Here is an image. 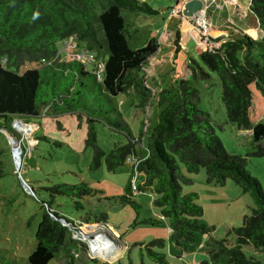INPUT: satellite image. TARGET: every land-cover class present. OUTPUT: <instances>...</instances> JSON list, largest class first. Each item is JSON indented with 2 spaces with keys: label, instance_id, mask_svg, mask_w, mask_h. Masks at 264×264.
<instances>
[{
  "label": "trees",
  "instance_id": "1",
  "mask_svg": "<svg viewBox=\"0 0 264 264\" xmlns=\"http://www.w3.org/2000/svg\"><path fill=\"white\" fill-rule=\"evenodd\" d=\"M249 8L264 32V0H250ZM121 10L158 14L142 0H0V122L6 135L20 139L9 129L13 118L75 115L86 124L84 146L91 149L89 170L103 164L107 171L113 172L125 161L129 162L123 192L104 199H114L139 213L134 192L153 193L151 202L158 208L160 218H142L136 224L158 226L164 219L171 239L178 245L181 241L192 242L195 232L210 235L214 230L202 218L201 206L194 202L197 192L182 191L183 185L192 184L189 175L203 168L207 182L223 185L230 179L242 193L248 194L252 205L241 224L229 230L233 243L226 246L224 240L216 241L218 249L212 258L224 254L227 264H264V258L261 261L241 249L242 245H251L264 255V190L246 170V158L229 154L223 148L210 114L197 107L198 91L189 80L173 77L169 88L157 91L146 87L143 67L156 52V34L152 32L144 46L130 48ZM69 37L92 55L89 62L61 55L58 46L63 47V41ZM199 57L220 82L226 120L238 129L251 130V151L247 155L264 158V121L252 124L249 117L253 109L249 85L255 84L264 95V35L256 40L243 34L240 38L219 41L212 48L204 46ZM25 63L34 67L19 73ZM187 68L195 73L193 65L187 64ZM98 69L100 79L96 77ZM124 92L137 96L135 107L144 117L155 98L159 110L150 129L145 126V117L134 133L115 107L112 97ZM97 123L124 135L125 141L116 142L105 151L97 141ZM1 164L0 161V177ZM135 174L142 179L139 184L134 180L133 188L131 179ZM29 187L32 196L38 198L37 190ZM39 188L46 192V199L39 198L40 203L52 209L56 196H67L81 209L78 199L100 192L84 180ZM88 213L77 218L65 216L81 223L106 222L104 213L95 215L93 220ZM34 238L26 264H48L60 250L69 248L72 241L71 232L50 217L46 209L41 213ZM154 243L162 245V239H152L147 247ZM147 249L153 260L167 264L163 253ZM67 256L65 264H78L72 254ZM0 264L16 261L0 249Z\"/></svg>",
  "mask_w": 264,
  "mask_h": 264
},
{
  "label": "rangeland",
  "instance_id": "2",
  "mask_svg": "<svg viewBox=\"0 0 264 264\" xmlns=\"http://www.w3.org/2000/svg\"><path fill=\"white\" fill-rule=\"evenodd\" d=\"M142 1L156 10L160 2L165 6H172L174 3V0ZM121 15L127 23L126 40L132 49L147 43L151 28L155 26V28L159 27L157 30L164 28L163 16L164 19L155 15L134 14L127 10H121ZM159 37L161 43H169L164 31ZM182 39L185 45L180 44L182 48L179 47L180 50H177L175 55V51L168 57L169 52L165 53L163 57L168 63H162L158 67L160 72L157 76L155 72L151 73V64L155 68L154 63L148 61L144 65V70L148 72L145 79L146 87L157 91L169 88L173 84V77L189 80L198 91L197 107L210 114L215 133L223 148L229 154L246 158V170L258 180L264 190V158L247 155L251 151V130L238 129L226 120L225 109L220 99V82L215 73L209 70L199 57L198 51L202 49V46L195 44L189 35L185 40L184 36ZM256 40L259 39L256 38ZM206 45L212 48L217 45V42L212 44L207 41ZM58 48L62 56L72 58L70 49L67 54L62 45ZM187 64L194 66L195 73L187 68ZM31 67L34 65L25 63L18 72L21 73ZM249 88L253 94V109L249 111V117L254 124L264 121V95L255 84H250ZM152 100L145 112V126L149 129L155 123L159 110L155 98ZM137 101L138 98L133 93L124 92L112 97L113 104L122 112L134 133L137 132L140 121L145 118L144 113L135 107ZM11 122L13 125L26 124L28 133L20 132L11 125ZM11 122L9 129L20 138L16 142L7 137V132L3 131L4 128L0 122V161L3 173L0 177V249L6 256L15 259L16 264H26L25 260L35 244V230L40 222L41 213L45 209L50 217L71 232L72 239L70 247L60 250L48 264H65L69 253L78 264L102 262L161 264L152 259L154 256L149 255L147 248L155 253H163L167 264H227V256L224 254L212 258L213 253L218 249L216 241L222 239L226 246L232 244L233 235L228 234L229 230L241 224L243 215L249 214V207L252 205L248 194L242 193L232 180L227 179L223 185L207 182L203 168H200L196 174L189 175L192 178V184L183 185L182 191L197 192L194 202L201 206L202 218L213 226L214 230L210 235L195 232L192 242L181 241L178 245L171 239L169 227L164 219L158 226L136 224L142 218H160L158 208L151 202L153 193L134 192V200L140 205L139 213H136L129 205H120L114 199H104L123 192L129 177V162L125 161L113 172L107 171L103 164L96 170H89L91 149L84 146L86 124L83 121L79 122L75 115L42 114L36 118H13ZM149 129L146 134L150 131ZM96 136L98 144L105 151H108L114 143L125 141L124 135L110 130L101 123L96 124ZM41 137L44 138L41 139ZM14 151L17 152L16 155ZM16 165H18L17 169ZM21 179L25 184H22ZM141 179L140 174H135L137 184L141 182ZM80 180L100 190L93 196L78 199L82 204L81 209L76 208L67 196H56L55 203L53 202L54 209L40 203V199H46V192L41 190L40 186H51L61 182L74 184ZM26 184L37 190L38 198L32 196V188ZM85 213L91 214L92 217L89 218L91 220L95 215L104 213L107 217L106 222H89L88 224L68 220V217L77 218ZM155 238H161L162 245L154 243L147 247L149 241ZM94 239L97 241L94 242ZM102 246H107L112 251L105 254V248ZM241 249L245 254L252 255L261 261L264 258L263 252L255 250L251 245H242ZM92 260H96V263Z\"/></svg>",
  "mask_w": 264,
  "mask_h": 264
},
{
  "label": "crops",
  "instance_id": "3",
  "mask_svg": "<svg viewBox=\"0 0 264 264\" xmlns=\"http://www.w3.org/2000/svg\"><path fill=\"white\" fill-rule=\"evenodd\" d=\"M198 1L201 3L198 11L205 12V15L209 20V24L205 31V37H207L208 41L212 42V44H215L216 42L218 44L219 41L228 39L240 38L243 34L251 36L254 39H260L263 37L264 32L259 27L255 16L250 11V0H235L236 3L234 5L226 3L225 0H174L173 5H166L167 7L160 2L157 7L158 14L156 16L161 17L162 19L165 18L163 22L164 28L162 27L161 30H157L159 27L157 26V28H155V26L153 29L151 28L149 30V34L155 32L157 40L156 52L150 59L151 63L155 64V68L151 64V73L155 72V75L157 76L160 72L158 67L161 66L162 63H168L163 57L166 52H169V54L166 53L167 57L174 51L175 55L177 50H180V48L185 45V41L182 39L183 36L184 40L189 35L195 44L202 47L207 46L199 41L197 31L192 28L191 22L188 19L189 17H186L182 13L186 2L197 3ZM162 30L167 36L168 44L161 43L159 36L161 35V32H163ZM216 38L218 40H214ZM180 44H182V46ZM173 47H175L174 50ZM199 52L200 51H198V53ZM144 68L145 66L143 67V72L145 75H148V72L145 71Z\"/></svg>",
  "mask_w": 264,
  "mask_h": 264
},
{
  "label": "built area",
  "instance_id": "4",
  "mask_svg": "<svg viewBox=\"0 0 264 264\" xmlns=\"http://www.w3.org/2000/svg\"><path fill=\"white\" fill-rule=\"evenodd\" d=\"M226 3L232 4L235 2V0H225ZM191 22L192 28H194L197 31V35L199 37V41L206 44L208 41V38L205 37V31L206 27L209 24V20L207 16L205 15V12L202 11H196L193 13L191 17L188 18ZM190 32V31H189ZM63 49L68 52V49H70L72 52V58L75 60H79L81 62H89L92 55L87 52L83 47H78V45L75 43L74 39L72 37H69L63 41ZM68 54V53H67ZM100 69L97 71V78L100 79ZM18 165H16L17 169ZM132 187L135 186V178L132 177Z\"/></svg>",
  "mask_w": 264,
  "mask_h": 264
},
{
  "label": "water",
  "instance_id": "5",
  "mask_svg": "<svg viewBox=\"0 0 264 264\" xmlns=\"http://www.w3.org/2000/svg\"><path fill=\"white\" fill-rule=\"evenodd\" d=\"M201 6L200 1H198L197 3L195 2H186V5H184V9L182 10V13L186 16V17H191L193 15V13H195L196 11L199 10ZM3 131L5 132V130L3 129ZM7 137H11L14 142H16V138H14L13 136H8ZM22 184H25L24 181L21 179ZM27 185V184H26ZM28 186V185H27ZM29 187V186H28Z\"/></svg>",
  "mask_w": 264,
  "mask_h": 264
},
{
  "label": "bare ground",
  "instance_id": "6",
  "mask_svg": "<svg viewBox=\"0 0 264 264\" xmlns=\"http://www.w3.org/2000/svg\"><path fill=\"white\" fill-rule=\"evenodd\" d=\"M14 120H17V119H14ZM11 125L12 126H15L17 129H19L20 130V132L22 131L23 133H28V128H27V125L26 124H21V125H19V124H15V125H13V122H11ZM32 130V129H31ZM10 139H12L11 137H9ZM13 140V139H12ZM14 141V140H13ZM18 149V148H17ZM14 153H15V155L17 154V152H15L14 151ZM94 242H96L97 240L96 239H94L93 240ZM105 246V245H104ZM104 246H102V247H104ZM105 248V251H104V253L105 254H107L108 252H110V251H112V249H109V247H104ZM117 253V252H116Z\"/></svg>",
  "mask_w": 264,
  "mask_h": 264
}]
</instances>
